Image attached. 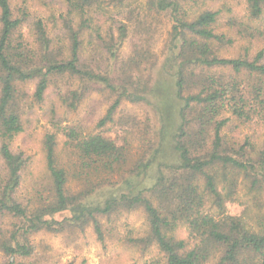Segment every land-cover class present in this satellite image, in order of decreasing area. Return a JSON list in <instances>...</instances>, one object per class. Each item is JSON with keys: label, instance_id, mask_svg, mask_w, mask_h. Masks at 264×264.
Returning <instances> with one entry per match:
<instances>
[{"label": "trees", "instance_id": "trees-1", "mask_svg": "<svg viewBox=\"0 0 264 264\" xmlns=\"http://www.w3.org/2000/svg\"><path fill=\"white\" fill-rule=\"evenodd\" d=\"M62 1L66 11L53 19L54 36L41 17L29 20L26 36L27 8L16 14L11 0H0V264H24L22 259L34 252L33 235L41 231L91 225L102 242V217L137 208L145 214L146 228L134 243L143 250L154 248L160 256L156 264H264V138L257 144L248 134L241 138L238 133L237 140L225 132L232 120L253 130L256 123H264V44L251 56L224 55L222 47L232 40L216 27L227 0L196 14L194 6L215 0H148L170 19L161 67L170 77L148 85L137 74L147 52L136 51L122 64L117 74L121 81H116L81 61L83 32L89 30L103 41L104 10L109 4L124 8L128 0ZM245 2L249 18L262 17L264 0ZM246 27L249 37L264 43L263 17ZM108 30L105 47L117 59L127 29L120 25L117 38ZM64 76L78 81L76 88L58 91L68 107H76L91 84H101L114 95L98 128L113 121L125 99L148 100L150 94L159 111L155 139L150 152L133 161L119 180L72 191L56 158L55 136L48 133L45 183L23 195L26 157L11 142L23 130L22 116L30 101L41 102L51 83ZM29 82L34 83L32 93L23 90ZM66 128V144L85 181L117 173L127 164L124 145L102 131ZM242 188L249 196L246 201L238 200ZM234 202L243 206L241 213L228 212ZM61 212L68 215L57 220L54 216ZM180 226L184 238L177 235Z\"/></svg>", "mask_w": 264, "mask_h": 264}, {"label": "rangeland", "instance_id": "rangeland-1", "mask_svg": "<svg viewBox=\"0 0 264 264\" xmlns=\"http://www.w3.org/2000/svg\"><path fill=\"white\" fill-rule=\"evenodd\" d=\"M11 1L16 14H19V9L25 7L28 11V21L41 17L49 24V28L54 25L53 19L59 18L60 14L66 11L62 0ZM220 3L215 0L206 5L198 4L191 11L196 14L206 7L216 9ZM227 4V7L222 8L219 13L216 32H223L231 38L232 42L225 44L222 52L225 56H237L244 53L249 56L254 55L258 47L263 46L264 43L261 39L249 37L246 25L260 23L264 14L261 18L252 20L246 12L245 0H227ZM109 5L104 10L101 21L100 35L103 41H100L93 33L91 34L89 30L83 32L81 61L99 72L108 73L110 77L116 78V81H121L117 74L121 71L122 64L125 61L128 62L136 51H146L148 56L142 59L139 73L136 71L134 73L139 74L143 81L148 82V85L159 78H169L168 73H164L161 69L168 48L169 16L157 12L148 4V0H128L123 5L124 8L120 9H114L111 4ZM119 10L120 12L117 13ZM122 24L126 26L127 35L118 47L117 59H114L105 47V43H109L106 31L111 29L114 37L117 38L118 28ZM30 25V21L23 25V33L26 36H28L27 32L30 35ZM55 32L56 28L55 30L52 28V36ZM77 86L76 79L60 77L51 83L41 102L31 100V106L23 113V130L11 142L12 149L21 151L26 157L20 188L23 195H31L34 185L37 184L41 188L45 183L44 141L48 133L55 136L56 158L67 171L68 187L72 191L89 188L90 183L95 184L97 181L105 186L109 181L119 180V174H124L133 161L150 152V145L155 139L156 129L159 126V111L150 94L148 100L140 99L132 102L125 99L116 109L113 121L98 128L97 122L107 112L114 100V95L109 88L101 84H91L76 107H68L59 98L58 91L73 89ZM33 87L34 83L29 82L23 86V90L26 89L32 93ZM65 127L81 130L84 133L102 131L118 145H124L128 158L127 164L117 173L106 177L94 174L90 181H85L80 176L81 167L78 160L66 144V137L62 131ZM252 127L254 130L249 129L248 126H237V123L232 120L225 132L227 138L232 137L237 140L238 133L241 138L248 134L252 137V141L258 144L264 138V123L259 122ZM147 182H149L148 179ZM248 197L246 190L242 188L238 200L246 201ZM242 210L243 206L238 202L228 204L230 214H239ZM67 215V212H61L54 217L60 220ZM101 220L106 228L102 242L97 239L91 225L84 228L66 226L59 231H41L33 235L34 252L31 257L22 259L23 263L156 264V261L160 259L154 248L143 250L134 243L146 228V217L141 208L121 211L106 218L102 217ZM176 232L179 237L186 236L184 226H180Z\"/></svg>", "mask_w": 264, "mask_h": 264}]
</instances>
